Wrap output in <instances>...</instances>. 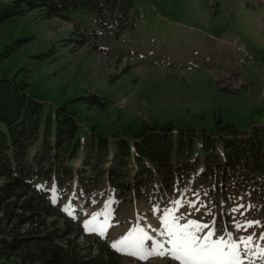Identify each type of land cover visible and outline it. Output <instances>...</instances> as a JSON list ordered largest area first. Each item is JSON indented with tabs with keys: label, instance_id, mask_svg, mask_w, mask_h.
I'll return each mask as SVG.
<instances>
[{
	"label": "rangeland",
	"instance_id": "obj_1",
	"mask_svg": "<svg viewBox=\"0 0 264 264\" xmlns=\"http://www.w3.org/2000/svg\"><path fill=\"white\" fill-rule=\"evenodd\" d=\"M65 14L44 18L33 10L0 24V51L17 45L0 55V74L26 81L29 93L45 98V113L54 117L67 102L86 127L126 137L155 121L171 122L176 132L210 130L217 115L240 129L264 125V0H134V25L120 32L94 25L79 9ZM90 93L106 103L89 107L80 96ZM195 143L200 148L198 134ZM210 188L189 180L162 202L133 197L119 208L107 193L82 223L117 245L122 264H180L168 255L141 260L118 250L126 247L119 242L146 236L145 249L166 250L168 225L193 221L209 226L188 229L200 237L212 231V240L230 244L252 236L244 264H264L253 255L264 249V202L233 186L226 194Z\"/></svg>",
	"mask_w": 264,
	"mask_h": 264
},
{
	"label": "trees",
	"instance_id": "obj_2",
	"mask_svg": "<svg viewBox=\"0 0 264 264\" xmlns=\"http://www.w3.org/2000/svg\"><path fill=\"white\" fill-rule=\"evenodd\" d=\"M133 5L134 0H0V24L33 10L44 18H65L74 8L94 25L120 32L134 25ZM4 48L2 56L17 45ZM27 86L0 74V264H122L120 252L82 223L85 210L107 193L118 208L133 197L162 202L191 180L207 181L222 194L233 186L264 202L263 124L240 129L217 115L210 130L186 126L176 132L171 122L155 121L126 137L86 127L67 102L56 106L54 117L45 113V98ZM80 98L89 107L106 103L93 93Z\"/></svg>",
	"mask_w": 264,
	"mask_h": 264
},
{
	"label": "snow or ice",
	"instance_id": "obj_3",
	"mask_svg": "<svg viewBox=\"0 0 264 264\" xmlns=\"http://www.w3.org/2000/svg\"><path fill=\"white\" fill-rule=\"evenodd\" d=\"M251 223L249 222V227ZM165 224H168L167 219H165ZM193 226L196 231H203L204 228L209 227L207 224L201 225L195 221L178 227L168 225V235L171 237L168 241V244L171 245L170 248L165 250L164 245L161 244L156 249H145L143 247L144 240L151 239L145 236L135 240L125 237L119 244L126 247L118 250L124 251L127 249L129 255H134L141 260H146L153 255H168L179 261L180 264H244L242 255L247 258V251L252 244V236H249L246 240H240L239 243L229 244L223 238L212 240L211 237L214 235L212 231L200 237L195 232L188 230ZM237 227L242 228L244 225L238 224ZM260 238L264 239V236ZM241 245L244 246V253L241 252ZM113 247H117V245L114 244ZM225 248L228 250L225 251ZM253 255H259V258L264 260V249H260L259 253H253Z\"/></svg>",
	"mask_w": 264,
	"mask_h": 264
}]
</instances>
